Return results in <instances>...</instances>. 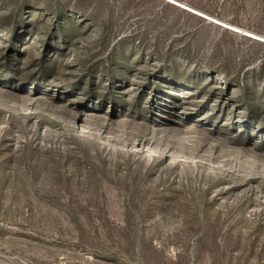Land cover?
<instances>
[{
  "label": "rangeland",
  "instance_id": "1",
  "mask_svg": "<svg viewBox=\"0 0 264 264\" xmlns=\"http://www.w3.org/2000/svg\"><path fill=\"white\" fill-rule=\"evenodd\" d=\"M246 34L264 0H0V264H264Z\"/></svg>",
  "mask_w": 264,
  "mask_h": 264
},
{
  "label": "water",
  "instance_id": "2",
  "mask_svg": "<svg viewBox=\"0 0 264 264\" xmlns=\"http://www.w3.org/2000/svg\"><path fill=\"white\" fill-rule=\"evenodd\" d=\"M187 11H190V10H187ZM206 19V18H205ZM247 37H249V38H251V39H254V40H256V41H260V42H262V43H264V37H263V39H257V38H252V37H250V36H247Z\"/></svg>",
  "mask_w": 264,
  "mask_h": 264
},
{
  "label": "bare ground",
  "instance_id": "3",
  "mask_svg": "<svg viewBox=\"0 0 264 264\" xmlns=\"http://www.w3.org/2000/svg\"><path fill=\"white\" fill-rule=\"evenodd\" d=\"M180 7H181V6H180ZM182 9H185V8H182ZM186 11H187V10H186ZM249 35H250V34H249ZM249 35L246 34V37L249 36ZM250 37L255 38L254 36H250ZM256 38H257V37H256ZM258 38H259V39H263V38H260V37H258ZM258 38H257V39H258ZM263 40H264V39H263Z\"/></svg>",
  "mask_w": 264,
  "mask_h": 264
}]
</instances>
